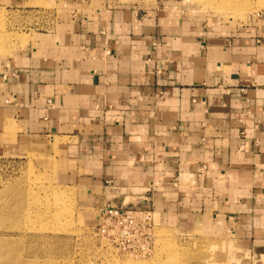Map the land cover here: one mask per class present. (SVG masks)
<instances>
[{"label":"crops","instance_id":"obj_1","mask_svg":"<svg viewBox=\"0 0 264 264\" xmlns=\"http://www.w3.org/2000/svg\"><path fill=\"white\" fill-rule=\"evenodd\" d=\"M46 5L48 26L0 57V156L42 159L95 219L107 202L147 206L264 256V10L0 0Z\"/></svg>","mask_w":264,"mask_h":264},{"label":"rangeland","instance_id":"obj_2","mask_svg":"<svg viewBox=\"0 0 264 264\" xmlns=\"http://www.w3.org/2000/svg\"><path fill=\"white\" fill-rule=\"evenodd\" d=\"M255 1L195 0L236 21L264 10V3ZM50 6L29 12L0 6V57L25 43L31 32L48 26ZM95 211L42 159L0 156V264H264V256L235 253L224 234L182 232L157 219L151 251H127L114 236L98 230Z\"/></svg>","mask_w":264,"mask_h":264},{"label":"built area","instance_id":"obj_3","mask_svg":"<svg viewBox=\"0 0 264 264\" xmlns=\"http://www.w3.org/2000/svg\"><path fill=\"white\" fill-rule=\"evenodd\" d=\"M16 73L17 70H14L13 74ZM96 220L98 230L114 236L117 242L124 244L125 250L142 255L151 251L156 222L149 207L123 206L107 202L99 207Z\"/></svg>","mask_w":264,"mask_h":264},{"label":"bare ground","instance_id":"obj_4","mask_svg":"<svg viewBox=\"0 0 264 264\" xmlns=\"http://www.w3.org/2000/svg\"><path fill=\"white\" fill-rule=\"evenodd\" d=\"M255 3H257V4H263L264 3V0H256L255 1ZM250 4V3H249ZM1 12V11H0ZM163 252H164V250H163ZM173 261V260H172ZM167 262V261H166ZM162 263V262H161ZM160 263V264H161ZM170 263V262H169ZM156 264V263H155ZM166 264V263H165Z\"/></svg>","mask_w":264,"mask_h":264}]
</instances>
